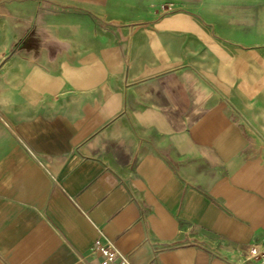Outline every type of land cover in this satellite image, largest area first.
<instances>
[{
  "label": "crops",
  "instance_id": "0c3cea01",
  "mask_svg": "<svg viewBox=\"0 0 264 264\" xmlns=\"http://www.w3.org/2000/svg\"><path fill=\"white\" fill-rule=\"evenodd\" d=\"M264 264V0H0V264Z\"/></svg>",
  "mask_w": 264,
  "mask_h": 264
},
{
  "label": "built area",
  "instance_id": "2783aa9c",
  "mask_svg": "<svg viewBox=\"0 0 264 264\" xmlns=\"http://www.w3.org/2000/svg\"><path fill=\"white\" fill-rule=\"evenodd\" d=\"M91 253H100L102 257L101 264H133L129 257L121 253L109 240L102 242L97 239L91 248ZM250 256L262 260L264 258V247H252Z\"/></svg>",
  "mask_w": 264,
  "mask_h": 264
}]
</instances>
